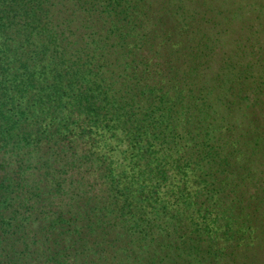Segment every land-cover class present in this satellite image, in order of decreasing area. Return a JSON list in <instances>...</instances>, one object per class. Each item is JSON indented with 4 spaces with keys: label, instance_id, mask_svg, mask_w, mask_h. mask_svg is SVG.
Listing matches in <instances>:
<instances>
[{
    "label": "trees",
    "instance_id": "16d2710c",
    "mask_svg": "<svg viewBox=\"0 0 264 264\" xmlns=\"http://www.w3.org/2000/svg\"><path fill=\"white\" fill-rule=\"evenodd\" d=\"M0 264H264V0H0Z\"/></svg>",
    "mask_w": 264,
    "mask_h": 264
}]
</instances>
